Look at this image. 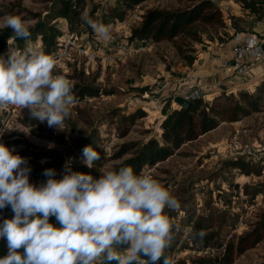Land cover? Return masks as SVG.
Wrapping results in <instances>:
<instances>
[{
	"label": "rangeland",
	"instance_id": "obj_1",
	"mask_svg": "<svg viewBox=\"0 0 264 264\" xmlns=\"http://www.w3.org/2000/svg\"><path fill=\"white\" fill-rule=\"evenodd\" d=\"M52 1L0 0V25L5 16L11 14L20 16L28 26H33L36 20L31 19V13L44 18ZM197 1L146 0L128 12L125 21L110 22L107 26L110 27L111 37L103 40L85 22L78 31H67L63 30V19L52 21L62 33L50 54L55 59L54 74L63 76L71 85L83 81L98 87L101 93L95 97L86 96L72 105L71 117L65 121L64 130L50 128L46 122L31 120L28 109L21 110L15 106L0 109V143L14 150L13 154H19L27 160V166L31 168L30 183L39 186L46 181L38 177L33 169L47 161L30 158V153L44 149L59 150L64 156L63 163L70 165L74 162L85 168L83 172L81 169L74 172L89 174L98 179L101 173L111 170L118 162L111 157L121 143L143 141L157 136L162 111L167 106L164 101L170 100L172 105H177L174 96L184 89L178 88L184 84L182 77L188 70L171 42L130 40L131 28L138 24L145 9H181ZM213 1L221 9L226 27L215 29L206 26L207 32L202 34L203 44L206 46L194 43L197 49L203 50L213 42H229L239 30H244L240 33L247 34L252 33L250 31L253 28L260 29L256 24L263 20L264 6L260 13L251 15L242 8V3L247 0ZM116 3L117 0H88L84 15H88L92 6L97 5L100 7L95 16H99L103 9L108 11ZM1 28L3 27L0 26ZM260 31L258 33L264 36V30ZM10 46L21 52L29 46L35 51H44L39 35L25 40L21 47L13 45L12 40H9L5 50L0 52V57L7 59ZM155 80L164 83L162 92H150L151 88L154 89ZM248 89L253 88L249 86ZM146 90L149 96L143 98ZM211 97L205 95L207 100ZM137 107L145 108L143 110L147 115L139 119L126 136L119 137L114 124L105 121L107 114L111 110L128 112ZM236 130L242 135V142L264 147V109L240 122L221 124L197 140L185 144L167 160L145 169L143 173L156 179L180 204L178 209L172 211L170 218L176 233V239L168 252L172 264H197L199 257L214 260L216 255H221L227 241L249 231L264 217V194L258 193L252 198L245 193L246 187L251 191L255 185L264 183V171L259 176L246 175L225 163L230 157L224 148ZM96 131L101 138L98 143L101 159L99 165L88 168L82 162L84 157L71 156L70 151L75 149L77 141ZM50 136L56 137V140H51ZM63 173L64 171L61 174ZM186 207L192 209L189 219ZM209 213L213 215V226L208 229L218 231L222 245L220 247L202 248L196 238H193L201 230L196 231L190 220ZM231 215L236 217L232 227L228 222ZM221 216L225 217V222L221 220ZM233 264H264V238L254 248L235 255Z\"/></svg>",
	"mask_w": 264,
	"mask_h": 264
},
{
	"label": "clouds",
	"instance_id": "obj_2",
	"mask_svg": "<svg viewBox=\"0 0 264 264\" xmlns=\"http://www.w3.org/2000/svg\"><path fill=\"white\" fill-rule=\"evenodd\" d=\"M81 19L99 39L111 37L109 26L88 15ZM0 26L14 33L10 40L30 37L18 15H6ZM54 69L51 55L10 46L7 59L0 57V109H28L31 120L64 130L77 100L70 82ZM13 151L0 143V209L10 206L14 213L0 223V239L7 243L0 264H172L166 250L174 225L165 210L180 204L152 176L126 166L95 179L66 167L57 179L49 168L46 181L35 186L27 160ZM83 156L88 168L101 159L92 146ZM205 235L201 230L193 238Z\"/></svg>",
	"mask_w": 264,
	"mask_h": 264
},
{
	"label": "trees",
	"instance_id": "obj_3",
	"mask_svg": "<svg viewBox=\"0 0 264 264\" xmlns=\"http://www.w3.org/2000/svg\"><path fill=\"white\" fill-rule=\"evenodd\" d=\"M146 0H117V3L108 11L103 9L99 16H95L100 6H92L88 13L94 21L108 25L114 20L125 21L128 12L137 5ZM88 0H53L49 11L44 18H39L31 13V19L36 20L33 26H29L30 38L41 37L43 43V52L50 55L57 44L58 37L62 35L59 29L53 25L52 21L61 18L65 25L63 30L78 31L80 26L85 23L81 17L87 8ZM264 6V0H247L242 3V8L248 10L251 15L261 12ZM138 24L131 28L130 40L150 41L158 43L169 41L173 44L177 54L183 60V65L190 67L198 58L200 49L194 47V43H204L202 34L207 32V27L225 28L223 14L221 9L213 0H198L196 3L181 9H145L140 15ZM87 24V23H86ZM244 30L236 31V33ZM254 32V31H250ZM257 34V33H256ZM260 38H264L257 34ZM14 33L11 29H0V52L5 50L7 42ZM25 40H12L13 45L21 47ZM210 42V41H209ZM208 42V43H209ZM206 46V44H203ZM72 91L76 100H82L84 97H95L100 95V89L79 81L72 85ZM167 106L162 111V119L159 122V132L156 137H150L146 140L126 141L119 145L111 159L117 160L111 170L118 171L121 167L131 166L136 174H143L145 169L155 166V164L167 160L178 152L185 144L197 140L223 123H234L243 120L251 114L258 113L264 109V76L255 85L253 89L239 88L235 91H228L223 88L214 93L207 100L205 96L194 97L190 100L187 107H172L170 100H166ZM147 115L146 111L137 107L128 112H121L119 109L111 110L107 114L106 122L113 123L119 137L126 136L134 125ZM51 140L56 137L50 136ZM101 138L98 132H91L85 138L77 141L75 149L70 151L71 156L83 158V149L86 146H92L97 152H100ZM34 159H47L44 165L34 168V173L43 179L45 169H55L56 178H62V171L70 167L71 171L85 170L83 166L71 162L66 165L63 154L56 149H44L33 152ZM100 160L95 162L99 165ZM227 165L238 169L246 175H261L262 167L260 165H250L244 157L230 158L225 161ZM245 193L254 198L258 193L264 194V183H259L252 187L251 191L245 188ZM183 206V205H182ZM171 218L173 212L165 210ZM187 219L190 218L192 209L186 207ZM1 222L7 218H12L14 213L11 207L0 209ZM212 214L201 215L195 220H190L196 231L203 230L206 235L203 239L196 238V242L202 248L220 247L221 241L218 231L208 229L213 225ZM235 215L228 217L230 226H234ZM223 222L226 221L221 216ZM50 223L56 224L55 218L50 217ZM174 231V229H173ZM264 238V217L256 222L255 226L249 231H245L235 239L225 243L221 255L214 260L207 257L197 258V264H233L234 256L244 251L254 248ZM176 239V233H174ZM172 247V245H171ZM170 247V248H171ZM169 248L166 255L169 257ZM7 254V243L0 239V257ZM214 261H217L215 263ZM115 264V262H113Z\"/></svg>",
	"mask_w": 264,
	"mask_h": 264
},
{
	"label": "built area",
	"instance_id": "obj_4",
	"mask_svg": "<svg viewBox=\"0 0 264 264\" xmlns=\"http://www.w3.org/2000/svg\"><path fill=\"white\" fill-rule=\"evenodd\" d=\"M229 43V50L231 52L230 58H225L220 53L225 42L217 43L216 46L219 49H212L209 53V57L216 64H219L222 68L228 69L236 76L243 78L250 77L253 65L259 60H264V52L261 48L262 43H264V38H260L256 33H236L229 40ZM123 48L125 49V47ZM182 80V83H184L182 85H185V83L189 84V82H192V77L186 74L182 77ZM153 87L154 89L152 90L151 88L150 92H162L164 83L161 80H155ZM176 95H180L185 99H192L194 97L203 96V93L198 86H194L190 83L187 89L178 91L175 96ZM148 96L149 93L146 90L143 94V98H148ZM241 137L242 135H240L239 130H236L225 145V152L230 158L244 157L250 165L258 164L262 167V171H264V147L242 142Z\"/></svg>",
	"mask_w": 264,
	"mask_h": 264
},
{
	"label": "crops",
	"instance_id": "obj_5",
	"mask_svg": "<svg viewBox=\"0 0 264 264\" xmlns=\"http://www.w3.org/2000/svg\"><path fill=\"white\" fill-rule=\"evenodd\" d=\"M256 26L260 27V29L256 30L253 28L254 32L258 33L261 29L264 30V20L263 22L261 21L260 23H257ZM258 34L263 37L261 33ZM217 48L218 47L216 46V43H211V46H207L205 49L199 52L197 60L190 67L185 66V69L188 70L185 71V73L192 77V82L190 83L194 86H198L204 96H212L214 93L218 92V90L223 88L227 89L228 91H235L239 88H248L249 86L254 88L264 76V60H259L253 65L252 74L247 78L236 76L228 69L222 68L209 57L210 51ZM229 48L230 43L225 42L224 47L220 51L223 57L230 58L231 52ZM182 86L178 89L188 88V86ZM165 102L166 100L164 103ZM172 107L178 106L172 105Z\"/></svg>",
	"mask_w": 264,
	"mask_h": 264
},
{
	"label": "water",
	"instance_id": "obj_6",
	"mask_svg": "<svg viewBox=\"0 0 264 264\" xmlns=\"http://www.w3.org/2000/svg\"><path fill=\"white\" fill-rule=\"evenodd\" d=\"M261 48H262V50H263V52H264V43H262ZM190 100H191V99H185V98H183V97L180 96V95H176V96L174 97V101H175V103H176L177 105H179L180 107H187V106L189 105V103H190Z\"/></svg>",
	"mask_w": 264,
	"mask_h": 264
}]
</instances>
